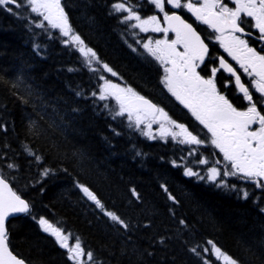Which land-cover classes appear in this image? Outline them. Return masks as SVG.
<instances>
[{"label":"trees","instance_id":"trees-1","mask_svg":"<svg viewBox=\"0 0 264 264\" xmlns=\"http://www.w3.org/2000/svg\"><path fill=\"white\" fill-rule=\"evenodd\" d=\"M143 2L132 0L147 15ZM112 3L62 0L73 31L117 76L96 62L88 65L74 43H63L58 29L37 27L36 14L0 9V124L5 126L0 128V173L31 206L29 213L8 220L11 249L28 264H74L67 249L39 225L44 217L70 241L78 237L94 253L95 264H203V257L221 264L203 252L210 248L208 240L240 264H264V206L256 196L261 188L239 177L229 181L236 185L231 189L185 175L183 163H189L193 147L144 135L126 114L113 118L119 110L115 100L92 96L104 75L164 104L157 97L163 95L158 62L146 54L137 30L110 14ZM9 163L18 167L8 168ZM45 169L51 170L47 176ZM78 183L125 219L129 229L104 215ZM161 185L179 203L169 200ZM193 247L201 256L190 251Z\"/></svg>","mask_w":264,"mask_h":264},{"label":"snow or ice","instance_id":"snow-or-ice-1","mask_svg":"<svg viewBox=\"0 0 264 264\" xmlns=\"http://www.w3.org/2000/svg\"><path fill=\"white\" fill-rule=\"evenodd\" d=\"M150 3L163 13L166 27L161 26V19L155 14L146 18L142 17L140 5L133 4L132 0H113L110 14L120 15V22L129 28L139 29L140 32L151 30L163 34L162 39L153 41L148 38L147 42L143 43V49L148 56L163 65L161 83L180 104L191 112L199 124L207 129V132L211 134L210 138L201 139L184 124L172 120L163 108L153 104L132 87H122L104 75L99 76L103 84L92 92V96L99 101L114 98L119 110L115 111L113 118L127 114V119L134 121L135 127L139 128L145 123V118L151 116L152 120L147 123V128L151 129L152 123L159 121L161 138L170 137L172 141L181 145L211 144L219 150V153H222L223 161L227 162L221 169L216 166L220 161H214L212 166L207 168L205 175L194 171L192 167L185 166V175L197 176L201 180L215 183L218 187L227 186L231 189H236V185L228 184L225 177H239L243 181L264 189V112L258 108V105L264 107V47L257 50L249 42V38L255 37L258 42L264 43V0H228V2L225 0H186V2L185 0H150ZM166 4L176 10H187L197 21L211 28L217 34L215 40L251 78L250 86L242 82L241 74H238L223 56L216 58L219 66L210 67V75H201L198 69L206 63V58L211 59L209 45L178 11H166ZM229 4L233 6L230 7ZM0 9L12 14H16V9L35 13L33 22L37 27L45 31L48 27L58 29L63 37L68 38L64 39L63 43L76 44L88 65L96 62L100 64L104 72L111 73L112 76L118 75L108 64L101 63L97 53L85 45L80 35L73 32L62 0H0ZM249 29H255L256 32ZM169 33H174L175 38L169 39ZM221 69L234 77L237 94H242V101L247 102L245 108H237L223 92L218 90L217 73ZM91 71L96 73L98 69L91 68ZM230 83L231 81L225 82L224 87H228ZM250 87L258 94L256 99ZM104 106L109 107L108 104ZM254 125L258 127L253 128ZM4 127L0 124V128ZM144 135L155 139L151 131L145 132ZM26 151L31 152L27 148ZM198 151V148H192L188 154L191 156ZM31 154L37 161L42 159L35 153ZM196 163L208 165L209 159L200 158ZM173 164L179 166L176 161H173ZM7 167L16 168L18 165L9 163ZM50 171L45 169L43 175L47 176ZM77 186L83 195L94 202L95 206L112 222L125 230L129 229V223L116 212L107 210L88 186L79 183ZM161 187L168 194L169 200L179 203L176 197L168 192L165 185ZM240 191L243 198L249 197L248 191ZM129 194L136 201L140 200V195L135 188H130ZM30 207V203L13 189L9 180L4 175H0V264H26L23 258L10 249L6 221L14 214L29 213ZM260 211L264 212V208ZM38 222L44 232L50 233L62 248L67 249L69 259L75 264H84L83 258L95 264L94 253L91 250L86 251L78 237L75 238V244L70 246L68 243L70 235H66L61 228L53 227V224L44 217H40ZM179 224L185 226L186 221L181 219ZM160 242H164L163 237L160 238ZM206 244L211 247H204L203 252L214 256L217 261H222L223 264H240L239 260L223 252L213 241L208 240ZM190 251L201 256L197 247L191 248ZM203 264H212V261L203 257Z\"/></svg>","mask_w":264,"mask_h":264},{"label":"flooded vegetation","instance_id":"flooded-vegetation-1","mask_svg":"<svg viewBox=\"0 0 264 264\" xmlns=\"http://www.w3.org/2000/svg\"><path fill=\"white\" fill-rule=\"evenodd\" d=\"M186 2V0H185ZM225 2H228V0H225ZM143 4H145V9L149 10L147 15L143 16H150L153 15L157 12H159L158 9H155L154 6L150 3V0H145L143 2ZM229 6H233L232 4H229ZM166 11L168 12H172V11H178V13L185 19L187 20L189 23H191L193 25V27L197 30L198 33H200L201 37L205 39V42L209 45V51L211 53V59H207L206 58V63L204 65H201V68L198 69V71H201V75L204 76H208L210 75V67L215 66L218 67L219 66V62L218 59H216L217 57L223 56L225 58V60L230 63L237 71L238 74H241V79L242 82L245 83L246 86H250V79L246 73L243 72V69L240 68L239 64H237L236 61L232 60V58L230 56H228V54L224 51V49L220 46L219 42L215 40V35H217L216 33L213 32V30L211 28H209L207 25H204L203 23H201L200 21H197L195 19V17L187 12V10H176L173 9L171 7V5H167L166 4ZM162 24L163 27H166L167 25L165 24V22L163 21V14H162ZM252 32H256L255 29H249ZM142 33V37L141 41L146 40L149 38V33H145V32H140ZM155 35H160L158 39H162L163 38V34L162 33H155ZM169 39H174V33H169ZM209 37H211V39H208ZM249 42L253 47H256L257 50H259L261 47H264V43H260L258 42L255 37L249 38ZM154 59V58H153ZM213 60H215V63H213ZM159 73L162 74L163 73V65H161L159 63ZM163 75V74H162ZM161 75V76H162ZM231 81V83L229 84L228 87H224L225 82ZM217 87L218 90H220L221 92H223L232 102L233 104L239 108V109H243L247 106V102L242 101L241 99V95L237 94V89L234 85V77H231L229 73H227L226 71H224L223 69H221L218 73H217ZM166 89V88H165ZM167 90V89H166ZM250 91L253 92V96L254 99H256L258 97V94L254 91V89H252L250 87ZM159 98L162 99L163 104V109L164 111H166L167 113H170V116L177 121L178 123H182L185 126H187L188 128L192 129L194 131V134L198 135L201 139H208L210 138L211 134L207 132V129H205L203 127V125L199 124V121H197L195 119V117H193L191 115V112L186 109L182 104H180L179 101H177L175 99V97H173L170 93L165 92V96H159ZM174 106V107H173ZM258 108H260V110L262 112H264V107H261L260 105H258ZM199 126H197V125ZM258 127V125H254L253 128ZM204 133L206 134V136L204 135ZM196 146V148H198V150L200 151V158H208V157H212L214 161H220V163L216 164L217 167H220L221 169L224 168V166L227 164V162L223 161L222 158V153H219V150L216 149L214 146H212L211 144H203V145H193ZM201 150H203L204 152H201ZM198 151V154H199ZM198 157V159H199ZM200 169H202V167L200 166V168L198 169L200 171ZM197 171V172H199ZM259 199H261L263 206H264V189H262V192H259V194L256 195Z\"/></svg>","mask_w":264,"mask_h":264},{"label":"rangeland","instance_id":"rangeland-1","mask_svg":"<svg viewBox=\"0 0 264 264\" xmlns=\"http://www.w3.org/2000/svg\"><path fill=\"white\" fill-rule=\"evenodd\" d=\"M142 1H145V0H142ZM33 14H35V13H33ZM162 14L163 13H161L160 11L159 12H157V13H155V15H157L158 17H160V19H161V26H163V24H162ZM142 16V15H141ZM143 17V16H142ZM147 17V16H146ZM146 17H144V18H146ZM132 23H134V21L132 22ZM138 32H139V34H140V30L139 29H136ZM145 33H149L150 35H149V38H151L153 41L155 40V39H158L159 38V36L158 35H155L154 34V32H152L151 30L149 31V32H145ZM76 34V33H75ZM66 39H68V38H66ZM147 40L148 39H146V40H143L142 41V43H144V42H147ZM76 45V44H75ZM87 46V45H86ZM88 47V46H87ZM93 64H94V62H93ZM93 64L91 65V66H93ZM163 70V69H162ZM111 74V73H110ZM162 75V74H161ZM161 75H159L160 76V79L162 78V76ZM112 82H114V83H118V84H120L122 87H126V85L123 83V82H120V80L118 79L117 81L116 80H111ZM103 84V83H102ZM168 92V91H167ZM169 93V92H168ZM171 94V93H170ZM159 96H165V92L163 91V95H161V93H159V95L157 94V97H159ZM113 100H114V98H112ZM174 107V106H173ZM166 112V111H165ZM168 114V116L172 119V120H174L171 116H170V113H167ZM126 116H127V114H126ZM151 120H152V118L149 116V117H146L145 118V123H143V124H141L140 125V127L139 128H137V127H135V123H134V121H130L131 122V124L133 125V127L135 128V129H137V130H140V131H144V132H148V131H151V133H152V136H154V137H156V136H160L159 135V127H160V122L158 121V122H153L152 123V128L151 129H148L147 128V123L148 122H151ZM197 125V124H196ZM197 126H199V125H197ZM190 131H192L193 132V134H194V131L192 130V129H190V128H188ZM204 135L206 136V134L204 133ZM185 147H187V148H191V145H185ZM201 152H204L203 150H201ZM200 151H199V154L198 153H196V154H194V155H191V156H189L188 155V162H189V164L188 163H186L185 162V165L187 166V167H192L193 168V170L194 171H199L198 169L200 168V166L202 167V169H200V171H199V173L201 174V175H205L206 174V172H207V168L208 167H211L212 166V163L214 162V160H213V158L212 157H208L207 159H209V164L208 165H199V164H197L196 163V161H198L199 159H200ZM198 157H199V159H198ZM196 177V179H198V180H201V179H199L197 176H195ZM225 179H226V181H227V183L229 184L230 182V180H233V177H225ZM203 181H205V182H209V181H206V180H203ZM209 183H213V182H209ZM75 242L76 241H70V239L68 240V243H69V245L70 246H72V245H74L75 244ZM211 247V246H210ZM84 259V264H90L89 262H91V261H88L86 258H83ZM74 262V261H73ZM221 262V264H223V262L222 261H220ZM74 264H75V262H74Z\"/></svg>","mask_w":264,"mask_h":264},{"label":"water","instance_id":"water-1","mask_svg":"<svg viewBox=\"0 0 264 264\" xmlns=\"http://www.w3.org/2000/svg\"><path fill=\"white\" fill-rule=\"evenodd\" d=\"M145 98H147V97H145ZM147 99H149V98H147ZM150 100V99H149ZM151 101V100H150ZM153 104H155L153 101H151ZM156 105V104H155ZM1 175V174H0ZM10 183V182H9ZM11 185V184H10ZM12 186V185H11ZM14 189V188H13ZM23 198V197H22ZM24 199V198H23ZM26 200V199H25ZM27 201V200H26ZM31 208V207H30ZM22 214H25V213H18V214H14L13 216H11L10 218H12V217H16V216H19V215H22ZM9 218V219H10ZM8 219V220H9ZM8 220L6 221V227H7V223H8ZM8 229V228H7ZM10 249H11V247H10ZM12 250V249H11ZM13 251V250H12ZM15 254V253H14ZM26 264H28L27 262H26Z\"/></svg>","mask_w":264,"mask_h":264}]
</instances>
